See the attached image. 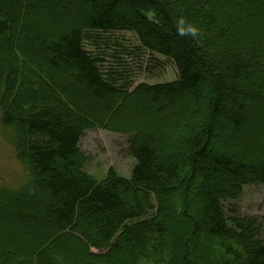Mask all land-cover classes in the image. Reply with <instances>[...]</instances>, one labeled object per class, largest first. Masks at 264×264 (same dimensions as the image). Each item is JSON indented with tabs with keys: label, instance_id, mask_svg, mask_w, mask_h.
Returning a JSON list of instances; mask_svg holds the SVG:
<instances>
[{
	"label": "trees",
	"instance_id": "16d2710c",
	"mask_svg": "<svg viewBox=\"0 0 264 264\" xmlns=\"http://www.w3.org/2000/svg\"><path fill=\"white\" fill-rule=\"evenodd\" d=\"M31 1L47 12L54 0L0 3L2 124L16 130L28 171L0 188L14 204L0 207V264H81L64 248L77 243L83 264H264V223L236 206L247 186L264 185V150L238 148L213 124L234 138L264 132V106H249L258 91L242 83L258 72L252 83L264 88V0H58L66 14L25 35ZM190 26L197 35L179 34ZM126 32L130 46L111 35ZM154 55L177 66V79L135 85L137 68L161 69ZM128 105L163 113L164 136L119 113ZM95 129L128 137L131 178L86 170L81 141Z\"/></svg>",
	"mask_w": 264,
	"mask_h": 264
},
{
	"label": "rangeland",
	"instance_id": "374dc122",
	"mask_svg": "<svg viewBox=\"0 0 264 264\" xmlns=\"http://www.w3.org/2000/svg\"><path fill=\"white\" fill-rule=\"evenodd\" d=\"M79 1L80 0H76ZM50 2V0H49ZM66 2V1H65ZM0 3H3L7 6H14L19 4V0H0ZM60 1L54 0L51 1V4L48 7L49 10H45L44 7H42L41 4L36 3L35 1H31V5H33L36 10V14H33L29 10V15L24 17V23L28 21V26L24 27V32L26 34L27 32H34L36 30H45L48 28H51V26L48 24L49 19L47 17H62L63 14H66L61 7L58 6ZM129 0H122L120 3L119 8H123L124 6H130ZM90 4L85 5L84 10H90L92 6ZM130 8V7H129ZM45 12V13H44ZM261 15L264 16V10L261 11ZM69 18V17H68ZM260 27H263V23H260ZM252 31L258 29V27L253 26L252 24L250 27H248ZM252 33V32H250ZM16 35V34H15ZM13 37H16V36ZM116 39L121 38L123 39V44L126 46H130L133 42H135V35L132 33L126 32L123 35H116L111 34ZM261 36V35H260ZM170 41L173 44H178V40H174L170 38ZM88 50H96V46L86 44ZM27 47V46H26ZM259 47H262V45H257L253 49H257ZM28 49V47H27ZM252 49V50H253ZM31 51L30 49H28ZM150 56V54L148 53ZM155 56V55H154ZM162 64L161 69L159 70H151L150 73L146 71V69L137 68L136 75L132 76V79L134 80L135 85L138 83L147 82L150 84H156V83H162V82H172L177 79V66L172 63L171 61L161 58L158 56H155ZM41 59V58H40ZM130 60L129 58H127ZM38 62L44 64L45 66L49 67L50 70L51 66L47 63H43L36 59ZM43 60V59H42ZM46 62L45 60H43ZM139 63L137 62L136 66H138ZM148 65V64H147ZM2 65L0 64V71H1ZM141 69V70H140ZM257 72V71H256ZM33 73L36 75L38 74L36 71H33ZM39 75V74H38ZM158 75V76H157ZM252 77L248 82L242 81L245 90L249 91H258V95L260 98H252L250 100V108L251 110L255 109L256 106H264V88H261V85L257 86L252 83L256 80L259 76H261V73L258 74V72L255 74H251ZM152 76H156L153 78H150ZM68 80H70L68 78ZM259 81H257L258 83ZM72 84L75 83L71 82ZM216 85L214 83L208 82L206 91L207 93L214 95V89ZM225 95V92L221 91ZM55 97V96H54ZM222 105H228V99L225 97H221ZM54 106H57L56 100L53 102ZM93 104L89 103L88 107ZM105 105L102 107L101 111ZM76 108L80 109L79 106H76ZM108 109L104 108V113L108 112ZM72 111V110H71ZM119 113L123 115H128V117H131L132 121L136 123L137 126H140V128H152L153 131H157L156 133L160 135L161 137L164 136L163 134V127L165 124L161 123L160 120L163 116V113L155 111L154 109L152 112L147 111V109H143L142 107H132L129 106L122 109H118ZM75 115H78L76 110L72 111ZM169 122V123H168ZM167 124H170L171 121L169 120ZM225 122H219L218 120H215L213 122L216 131H218L222 136L226 137L227 139H230L231 142H234L238 148L247 146L254 150L255 148L257 150H264V132H259L258 134H252L247 136H235L232 137V135L226 131L227 127ZM157 129V130H156ZM230 129V127H229ZM228 129V130H229ZM170 143L172 141H169ZM229 145V144H228ZM214 146V145H213ZM81 150L83 154L87 157V163H86V170L92 174H94L95 178L97 180H103L107 177L109 169L113 168L119 175L125 177V178H131L133 168L135 166V159L129 155L128 153V137L123 136L114 132H111L106 129H95V130H89L86 132L84 138L81 141ZM17 132L15 129L12 128H6L2 124V111L0 110V188H6V189H13L25 182L26 179H28V171L26 167L19 161L18 155H17ZM201 167L205 168L204 162H200ZM236 206H238L240 212L244 216H252V217H259L261 221L264 223V185H252L247 186L240 199L236 202ZM227 204H225L226 206ZM14 204L10 203L9 200L0 199V207L6 208V210H10ZM3 218H5L3 216ZM2 218V219H3ZM168 229L171 237L177 242L182 241V236L180 232L177 231V228L173 226L174 217L166 218ZM1 223V222H0ZM262 238L264 239V229L262 233ZM78 246H71L68 244H65L64 248L68 255L71 257L72 260L78 261L79 263L83 264L85 259H81V250L82 247L79 243H77ZM206 245V244H204ZM207 248L205 252H207ZM207 260V259H206ZM122 264H129V263H122Z\"/></svg>",
	"mask_w": 264,
	"mask_h": 264
},
{
	"label": "clouds",
	"instance_id": "9594fccd",
	"mask_svg": "<svg viewBox=\"0 0 264 264\" xmlns=\"http://www.w3.org/2000/svg\"><path fill=\"white\" fill-rule=\"evenodd\" d=\"M178 32H179L180 35H189V34L193 35V36L197 35V30L194 27H191V26L188 27L187 29L181 27V28L178 29Z\"/></svg>",
	"mask_w": 264,
	"mask_h": 264
}]
</instances>
